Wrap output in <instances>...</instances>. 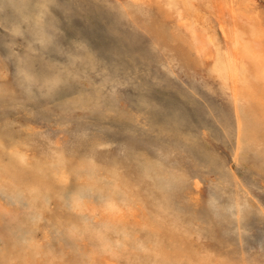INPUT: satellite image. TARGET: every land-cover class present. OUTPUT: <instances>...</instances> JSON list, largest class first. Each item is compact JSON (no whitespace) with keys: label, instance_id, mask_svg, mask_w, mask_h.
I'll return each mask as SVG.
<instances>
[{"label":"rangeland","instance_id":"obj_1","mask_svg":"<svg viewBox=\"0 0 264 264\" xmlns=\"http://www.w3.org/2000/svg\"><path fill=\"white\" fill-rule=\"evenodd\" d=\"M254 1L264 13V0ZM112 2L46 0L41 9L34 0H0L1 159L19 148L41 163L59 151L73 167L93 157L96 165L122 169L133 178L154 165L158 179L168 184L184 175L199 201L185 206L176 200L174 206L196 216V241L231 260L264 264V161L244 144L234 158L236 124L227 94L194 52L186 62L178 58L174 68L160 51L148 58L151 38L121 17L119 5L113 3V8ZM132 5L144 7L143 19L153 18L174 48H181L174 22L152 6ZM134 39L141 42L136 45ZM65 67L72 84L50 87L47 77L53 71L62 75ZM97 94L99 103L90 97ZM111 98L116 100L112 109ZM74 175L63 185V215L76 190ZM236 183L241 184L240 208ZM99 197L88 190L84 200L97 202ZM0 198L22 216L29 210L22 196L2 192ZM51 205L58 208L54 201ZM10 228L8 219L0 218V231ZM12 231L13 246L29 240L28 227ZM35 234L44 247L65 254L73 250L70 240L53 228Z\"/></svg>","mask_w":264,"mask_h":264},{"label":"bare ground","instance_id":"obj_2","mask_svg":"<svg viewBox=\"0 0 264 264\" xmlns=\"http://www.w3.org/2000/svg\"><path fill=\"white\" fill-rule=\"evenodd\" d=\"M34 1L41 9L45 8L46 0ZM121 1L113 0L112 7L116 8L113 3ZM132 2L152 6L157 14L162 13L160 16L174 22L175 41H180L183 47L174 48L176 45L166 39L163 26L153 18L143 19L144 7L135 9ZM118 5L121 17L130 18L133 27L142 28L151 38L148 58L151 52L160 51L168 56L169 67L174 68L178 58V62H186L189 53L194 52L201 65L207 66L210 75L220 82L223 94L231 102L236 124L234 158L244 144L257 151L264 161V13L255 1L125 0ZM134 42L137 45L141 41L134 39ZM178 50L180 55H176ZM66 68L60 76L54 71L50 73L47 77L50 87L64 83L66 89L72 84L68 82ZM90 97L97 103L101 100L99 94ZM109 101L112 109L116 100ZM3 147L0 137V154ZM71 163L59 151H53L49 160L41 163L19 148L5 160L0 155V194L24 197L29 203L25 216L31 215V219L24 221L25 216L3 204L0 198V218L6 217L11 227L0 231L4 243L0 264H248L244 258L231 260L196 241L195 238L200 240L196 216L174 206L176 200L185 206L199 201L184 175H175L173 184H168L158 179L155 165L133 178L122 169L96 165L93 157L82 160L78 167L69 166ZM73 173L76 190L70 209L63 215L59 212L63 208V185ZM240 185L236 183L238 208ZM192 186L198 191V181ZM88 190L100 196L97 202L84 200ZM53 201L58 208L51 207ZM21 226L28 227L31 234L27 243L17 248L12 245V230ZM50 228L70 240L74 245L71 252L70 249L66 254L63 250L57 252L36 239V231Z\"/></svg>","mask_w":264,"mask_h":264}]
</instances>
